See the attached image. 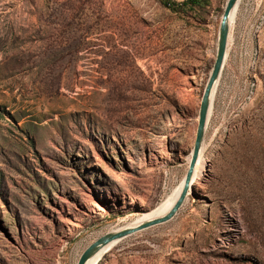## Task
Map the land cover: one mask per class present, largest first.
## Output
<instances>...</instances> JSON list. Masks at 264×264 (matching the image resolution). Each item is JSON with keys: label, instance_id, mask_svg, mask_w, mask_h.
<instances>
[{"label": "rangeland", "instance_id": "374dc122", "mask_svg": "<svg viewBox=\"0 0 264 264\" xmlns=\"http://www.w3.org/2000/svg\"><path fill=\"white\" fill-rule=\"evenodd\" d=\"M225 1L0 0V264H76L175 187ZM238 5L197 184L96 264H264V0Z\"/></svg>", "mask_w": 264, "mask_h": 264}, {"label": "water", "instance_id": "95a60500", "mask_svg": "<svg viewBox=\"0 0 264 264\" xmlns=\"http://www.w3.org/2000/svg\"><path fill=\"white\" fill-rule=\"evenodd\" d=\"M239 0H226L223 6L222 13L220 15L218 31H217V41H216V51L215 58L212 63L209 75L205 82V85L202 90L200 105L198 109L197 115V127L195 132V138L193 142L192 149L190 151V159L188 163V167L184 174V183L183 187L174 201L173 205L170 209L164 213L163 215L149 218L141 221L140 223L132 226H126L115 231H107L102 235L98 236L94 240H92L80 253L76 264H85L86 261L92 256L95 252L101 249L104 246L112 243V246L120 241L121 239L148 227L163 223L171 219L177 212V210L182 205L188 191L191 188L192 180H193V167L196 161L200 146L202 144L204 130L206 127V117L208 112V107L210 104V93L214 83L219 80L220 73L224 63L225 51L227 46V39L229 34V16L232 8ZM114 242V243H113Z\"/></svg>", "mask_w": 264, "mask_h": 264}, {"label": "bare ground", "instance_id": "6f19581e", "mask_svg": "<svg viewBox=\"0 0 264 264\" xmlns=\"http://www.w3.org/2000/svg\"><path fill=\"white\" fill-rule=\"evenodd\" d=\"M238 3H236L234 5V7L232 8L230 16H229V20H228V23H229V34H228V39H227V46H226L224 61H225L226 56L228 54V48H229L228 44H229V41H230V38H231L230 30L232 28V25L234 23V20L236 18L237 13H238L237 12L238 6H239ZM217 83H218V80L214 83V85L212 87V90H211V93H210V104H209V107H208L206 121L208 120L209 115L211 113L212 100H213L214 93H215V90H216V87H217ZM203 146L204 145L202 143L201 146H200L196 161L194 163L193 180H192V184L191 185L197 184L198 178L200 177V175H201V173H202V171H203V169L205 167V164H206V158L203 157V155H202ZM189 159H190V153L187 156V162L188 163H189ZM187 166H188V164H187ZM183 179H184V176L175 185V187H173L171 189V191H169V193L166 194V196L163 199H161L157 203V205H155L153 208L149 209L148 211L143 212L138 217H136V219L133 220L132 222L130 221L129 223L124 224V226L122 225V226L114 227V228L111 229V231H115L117 229H120V228H123V227H126V226L136 225V224L140 223L143 220H146V219H149V218H153V217H157V216H160V215H163L164 213H166L170 209V207L173 205V203L176 200V198L178 197V195H179V193H180V191H181V189L183 187V183H184ZM110 246H112V243L108 244L107 246L102 247L101 249H99L92 256H90V258L86 261L85 264H96L98 262V260L101 258V256L105 253V251H107L110 248Z\"/></svg>", "mask_w": 264, "mask_h": 264}, {"label": "trees", "instance_id": "16d2710c", "mask_svg": "<svg viewBox=\"0 0 264 264\" xmlns=\"http://www.w3.org/2000/svg\"><path fill=\"white\" fill-rule=\"evenodd\" d=\"M203 0H182V1H173V0H160L164 5L169 7L173 11H179L183 8L192 9L194 6H199Z\"/></svg>", "mask_w": 264, "mask_h": 264}]
</instances>
